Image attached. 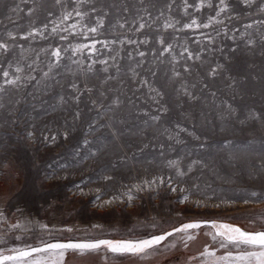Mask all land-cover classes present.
Segmentation results:
<instances>
[{"label": "rangeland", "instance_id": "obj_1", "mask_svg": "<svg viewBox=\"0 0 264 264\" xmlns=\"http://www.w3.org/2000/svg\"><path fill=\"white\" fill-rule=\"evenodd\" d=\"M0 43V252L165 236L64 264H208L240 254L211 224L264 231V0H0Z\"/></svg>", "mask_w": 264, "mask_h": 264}, {"label": "snow or ice", "instance_id": "obj_2", "mask_svg": "<svg viewBox=\"0 0 264 264\" xmlns=\"http://www.w3.org/2000/svg\"><path fill=\"white\" fill-rule=\"evenodd\" d=\"M59 2V0H57ZM225 0H220V4L224 5ZM226 11V7H221L220 12ZM77 15H80L79 12L76 13ZM219 15V13H217ZM71 16V13L65 14L63 17L64 20H67ZM143 19V18H141ZM103 19L97 20V26L96 27H88L86 32L84 33L85 38H88L87 34L92 33L96 34L99 30V28L103 27ZM211 21L209 23H201L198 24L195 19L191 20V23L186 24L184 27L188 29H198L200 27L207 28L210 26ZM123 24H120V27L123 28ZM77 25H72L71 28L75 29ZM146 24L145 23H139L137 31H142L145 29ZM164 27L172 28L174 25L172 23L165 24ZM56 29L54 28L53 31ZM75 34V33H73ZM131 43H134V41H130ZM149 41L147 38L142 40L140 43L147 44ZM159 44L161 45L163 52H169L171 51L172 45H165L164 39L161 37L159 39ZM107 46V45H105ZM85 47H89L88 45L80 46L74 51H83ZM92 49H95V44H92L90 46ZM0 50H3V52H7L8 46L4 43H0ZM187 52V49H185ZM139 56L143 57L145 53L143 51H140ZM52 55L57 58V62L60 59V50L56 49L52 52ZM198 59V57H196ZM188 59H193V56L191 53L188 54ZM103 63H107V61H103ZM89 71H91V66H89ZM186 72L189 71V68L185 67L184 69ZM17 72L23 71L20 67L16 68ZM104 71H107V68L104 69ZM211 75L216 74V69H213L210 73ZM8 72H4L3 76L8 77ZM47 76V73H45ZM175 76H179L180 73L177 72L174 74ZM34 78V77H33ZM20 80V77L17 76L15 79L8 80V84L16 85L17 82ZM144 84H147V81H143ZM73 89H77V85L73 84ZM2 90V89H0ZM86 91H91V89H86ZM152 91L156 93L157 96H160V92L152 88ZM187 94V93H186ZM190 95V94H189ZM78 100L79 97H76ZM155 99V97H153ZM63 100V98H61ZM0 107H3V105H0ZM166 111V109H164ZM77 116L79 113L76 114ZM158 119V117L154 118ZM31 135V134H29ZM52 140H55V137L53 136L51 138ZM177 162L176 161H170V165L172 167H176ZM191 169H189L190 171ZM179 175H184L183 172H179ZM163 181L161 180V183ZM151 183H155V181H152ZM172 191H176L175 188L172 189ZM255 195V193H253ZM129 199L131 200L132 197L129 196ZM186 199V197H185ZM2 215V213H0ZM16 227H20L17 225ZM46 228V226H43ZM211 227L215 229V232L212 234L213 241L218 240V246L221 248H233L236 249L240 254L233 255L231 251H228L227 255L217 256L216 252L211 251L209 249H204L203 255H206L210 258L208 264H264V231H258V232H248L241 230L238 227H233L228 224H211ZM201 224L200 223H188L184 224L181 228H177L176 232L181 234H187L186 240L184 241L187 243L188 241H192L194 239V235L192 234L191 230L200 229ZM70 231V230H69ZM173 233H168V236H172ZM166 239L165 236H157L153 239L143 240L140 243H130V242H113L111 240H100L97 242H91V243H52L47 244L44 247H37V248H29L27 250L24 249H10V253L12 254H4L3 252H0V264H64L66 255H72V256H80V257H86V256H93V255H100L105 260L107 259V253H111L113 255H145L148 253V250H155L162 241ZM245 249H257L256 251H245ZM43 254V255H41ZM39 257V258H36Z\"/></svg>", "mask_w": 264, "mask_h": 264}]
</instances>
